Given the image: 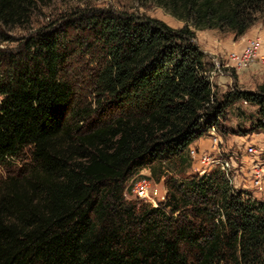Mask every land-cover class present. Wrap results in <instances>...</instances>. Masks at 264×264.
Wrapping results in <instances>:
<instances>
[{"label":"trees","instance_id":"1","mask_svg":"<svg viewBox=\"0 0 264 264\" xmlns=\"http://www.w3.org/2000/svg\"><path fill=\"white\" fill-rule=\"evenodd\" d=\"M152 1L184 26L91 7L0 50V164L29 160L0 181V264H264V200L219 168L190 173L191 145L233 103L256 105L264 130V82L219 100L197 42L243 36L264 0ZM53 2L0 0V40ZM145 168L167 190L157 206L126 197Z\"/></svg>","mask_w":264,"mask_h":264},{"label":"rangeland","instance_id":"2","mask_svg":"<svg viewBox=\"0 0 264 264\" xmlns=\"http://www.w3.org/2000/svg\"><path fill=\"white\" fill-rule=\"evenodd\" d=\"M91 7L107 8L116 11L126 10L138 14H146L151 17L159 18L174 28H181L185 24L184 21L175 18L152 0H54L51 5L36 10L32 17L31 24L28 27H16L11 30L4 29L3 36L1 37L2 40H0V50L5 53L14 52L22 48L25 39L33 35L36 30L45 28L55 22H63L64 18H67V16L75 10ZM262 30H264V14L261 15L243 36L235 37L234 33L231 31H222L219 29L214 30V32H216V39L211 34H207V31L206 35L201 36L203 48L208 50V53L203 52L205 53V59L212 76L211 81L214 84V91L219 100H222L223 96L227 93L243 90L252 92L257 91L258 86L264 82V61L255 62L248 69L240 73L225 66L229 51L241 47L245 44L247 38L259 34L260 36L262 35L264 40ZM75 33L76 32H73V34ZM76 39L74 41H76ZM197 42L202 49L198 41V36ZM212 45H215L214 50L211 48ZM86 51V48H80L77 52V57L81 58L83 61L80 62L75 60L72 62L73 68L75 69L77 67L79 72H83L85 69L88 71L92 68V56L89 54L87 55L88 52ZM81 55H83V57H81ZM216 56H218L217 62L221 65L220 69H216ZM82 84L83 82L77 85V88L83 93V96H85V104H92V107L95 108L96 100L91 95L89 86H82ZM257 110L258 107L256 105L245 103L244 100L233 103L225 109L224 117L220 118L221 130L217 128V132L222 136L223 142L220 146V151L227 157H233V159L231 158L233 167L232 185L234 187L238 185L239 187H236V189H242L247 194L264 200V178L262 179L261 187H255L253 171L255 162L253 160H256V158L248 154L246 150L247 147L251 145L264 149V130L253 129L255 120L258 117ZM204 137L206 138L205 142L207 147L204 150H209L212 148V140L206 135ZM28 162L27 153H24L23 156L17 157L11 162L0 164V181L9 175H18L20 169L24 168ZM260 162L264 164V153L260 156ZM197 164V161H193L190 173H196L195 168ZM150 175V170L145 168L126 183L127 199L142 200L136 195L135 186L138 181L149 178ZM150 181V197L153 201L151 200L148 202L152 204L154 202L158 205L160 201L164 200L167 190L163 180L158 182L154 179H150ZM143 201L146 202L145 200Z\"/></svg>","mask_w":264,"mask_h":264},{"label":"built area","instance_id":"3","mask_svg":"<svg viewBox=\"0 0 264 264\" xmlns=\"http://www.w3.org/2000/svg\"><path fill=\"white\" fill-rule=\"evenodd\" d=\"M264 40L259 34L247 38L245 44H243L238 49L229 51L225 61V66L229 69H233L236 72L240 73L248 69L251 65L258 61H264V52H263ZM216 69H220L221 65L217 62L216 57ZM210 79L212 78L211 73L209 72ZM247 103V101H245ZM206 136L212 140V148L209 150H199L196 148L190 149V155L193 161H197L198 164L195 168L196 173L206 174L210 173L211 170L219 168L221 169L229 179L233 182V167L232 159L233 157H227L223 155L220 151V146L222 142V136L217 132L216 126H211L208 130ZM247 153L251 156H254V184L255 187H261L262 179L264 178V164L260 162V156L264 153L263 148H257L253 145L247 147ZM232 158V159H231ZM258 159V160H257ZM150 178H144L137 182L135 186L136 195L146 202L151 201L150 197ZM238 188V185H235V188ZM165 198V197H164ZM153 201V200H152ZM154 205H157L153 202Z\"/></svg>","mask_w":264,"mask_h":264},{"label":"crops","instance_id":"4","mask_svg":"<svg viewBox=\"0 0 264 264\" xmlns=\"http://www.w3.org/2000/svg\"><path fill=\"white\" fill-rule=\"evenodd\" d=\"M182 22V21H179ZM215 29H205V30H198L197 31V36H198V41L200 43V45L202 46V50L205 53H208V50H205V48H203V41H202V35H206V31L207 34H211L212 36H214V38L216 39V32H214ZM263 34H264V30H262ZM262 36V35H261ZM219 38V37H218ZM226 44V43H225ZM215 45L211 46V48L214 50ZM214 57V56H213ZM218 57V56H216ZM205 137H202L200 139H198L197 141H195L192 145L191 148H199L200 150H204L206 147V142H205Z\"/></svg>","mask_w":264,"mask_h":264}]
</instances>
